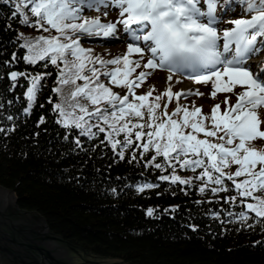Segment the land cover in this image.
I'll return each instance as SVG.
<instances>
[{"label":"snow or ice","instance_id":"6c2138e0","mask_svg":"<svg viewBox=\"0 0 264 264\" xmlns=\"http://www.w3.org/2000/svg\"><path fill=\"white\" fill-rule=\"evenodd\" d=\"M223 5L228 7L218 18L217 10ZM233 7L238 11L225 27ZM93 11L99 15L91 16ZM112 14L117 15L116 21L107 20ZM248 14L250 19L245 18ZM13 16L20 17L21 24L55 33L25 42L22 47L27 54L22 60L32 66L41 61L44 68L55 66L56 86L51 91L59 102L49 98L48 103L56 124L88 140L105 134L101 143L121 161L126 153L132 161L137 160V151L142 156L151 153L146 166L168 172L159 179L173 185L199 181V193L210 195L230 191L226 181H231L240 197L254 201L245 205L247 213H238L240 222L254 214L264 224V153L249 143L264 141V112L260 111L264 109V70L249 62L258 45L264 46V0H16ZM121 33L130 42L126 53L112 58L82 45V40L120 39ZM185 69L197 73L192 77L196 84L212 83L209 95L213 100L225 94L223 112L220 103L209 116L202 114V106L190 109L179 103L190 96H203L199 91L174 93L169 88L154 97L153 86V91L137 94L149 74L160 70L175 75ZM51 75L10 73L13 82L20 77L28 81L26 115H31ZM173 75L165 77L166 84L173 81ZM114 87L123 89V94ZM163 97L167 103L160 111ZM173 97L177 107L169 113ZM45 123L41 117L39 124ZM6 132H15V126L0 127V134ZM74 143L83 148L79 138ZM232 166L234 172L228 171ZM180 170L191 171L193 178H181ZM157 186L144 183L136 190L143 193ZM257 192L260 195H254ZM235 200L234 196L226 202ZM146 215L153 217V209H147ZM213 218L220 219L217 214Z\"/></svg>","mask_w":264,"mask_h":264},{"label":"trees","instance_id":"16d2710c","mask_svg":"<svg viewBox=\"0 0 264 264\" xmlns=\"http://www.w3.org/2000/svg\"><path fill=\"white\" fill-rule=\"evenodd\" d=\"M15 3L0 0V127L15 126V132L0 134V185L15 193L18 207L41 214L54 234L94 258L123 264H264V224L254 214L240 222L238 213H247L245 205L254 201L240 197L231 181H226L230 191L210 195L199 193V181L173 185L159 179L168 172L146 166L151 153L137 151L136 161L126 153L121 161L101 143L105 134L88 140L54 122L48 100L59 102L51 91L56 68L42 67L44 61L25 63L22 45L55 33L19 23L20 17L13 16ZM12 71L52 73L31 115L25 114L28 81L20 77L12 82ZM160 104L163 111L165 97ZM9 115L14 119L8 120ZM77 138L82 149L74 143ZM234 170L232 166L228 171ZM177 174L189 180L194 176L183 170ZM144 183L158 186L138 192ZM234 196V202H226ZM149 208L153 217L146 215Z\"/></svg>","mask_w":264,"mask_h":264},{"label":"water","instance_id":"95a60500","mask_svg":"<svg viewBox=\"0 0 264 264\" xmlns=\"http://www.w3.org/2000/svg\"><path fill=\"white\" fill-rule=\"evenodd\" d=\"M92 257L54 234L41 214L20 209L15 193L0 185V264H81Z\"/></svg>","mask_w":264,"mask_h":264},{"label":"rangeland","instance_id":"374dc122","mask_svg":"<svg viewBox=\"0 0 264 264\" xmlns=\"http://www.w3.org/2000/svg\"><path fill=\"white\" fill-rule=\"evenodd\" d=\"M228 6L226 7H222L221 9H219L217 16L220 18L221 13L224 9H226ZM238 10L236 8H232V11L228 13V17L225 18V22H224V26L227 27V19L232 18V16L237 12ZM91 16L95 17L97 15H99V13L93 11L90 13ZM117 15L116 14H112L110 16L107 17L108 21H116L117 20ZM123 33H121V38L120 39H116V40H107V41H98L95 39H89L87 42H84L82 40V45L85 48H91V49H96L97 53L96 54H103L104 58L108 59V58H112L114 55H120V54H124L126 53V44L129 42L125 39V37L122 35ZM264 55V53H262L260 56ZM136 54L133 56V58H135ZM145 72H148L147 69H141ZM168 73H164L160 70L155 71L154 75L149 74V78L146 81V83L144 84V86L141 89L137 90V94H143L146 93L148 91H153V86H155V91H153V96H161L162 92H166L169 89V86H167V84L165 85V77L168 76ZM103 79V77H102ZM176 80L175 85H173V81ZM173 81L171 83H169L168 85H173V87L171 88V90L174 93H178V92H182L184 91L182 89V86L184 85H188L189 88L199 91L200 93H203V96L197 97V96H190L188 98L185 99H181V104L184 106H188L189 108L194 105L197 107L202 106V110H204V112L209 113V109H210V105L216 104V103H220L221 106H224L222 104L223 101V96L225 94L221 93L217 96V98L215 100L219 101V102H215V100H213L211 98V96L209 95L211 93V91L213 90V85L211 82H208L207 84H196V83H192V84H186L184 82L179 81L178 79H173ZM114 91L116 92H120L121 94H123V89L120 88H113ZM227 95H231V94H227ZM167 100V97H165V101ZM232 100L235 101V96H232ZM261 112H264V109L261 110ZM261 119H264V115H261ZM264 128V125H263ZM264 130V129H263ZM253 147L255 148V150L259 151V152H263L262 149H264V141L261 140H257L254 142ZM259 168V166H257V169ZM77 260V258H75ZM87 260H89L90 262H86V261H81V260H77V263H81V264H120L119 261H114L111 259H100V258H87ZM75 261V260H74Z\"/></svg>","mask_w":264,"mask_h":264},{"label":"bare ground","instance_id":"6f19581e","mask_svg":"<svg viewBox=\"0 0 264 264\" xmlns=\"http://www.w3.org/2000/svg\"><path fill=\"white\" fill-rule=\"evenodd\" d=\"M251 64H254V65H262L263 64V67H264V55L263 56H260L258 59H255V60H253V63H251ZM174 79V78H173ZM165 83V82H164ZM177 82H176V80H174L173 81V85H175ZM178 84V83H177ZM165 85H166V83H165ZM173 85H168L167 84V86H169V88H172L173 87ZM182 89L184 90V91H188V90H193V89H191V88H189L188 87V85H184V86H182Z\"/></svg>","mask_w":264,"mask_h":264}]
</instances>
